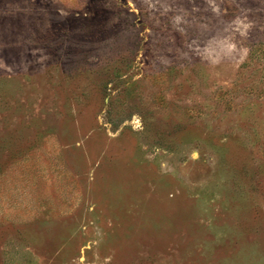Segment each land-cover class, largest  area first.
<instances>
[{"label":"rangeland","instance_id":"374dc122","mask_svg":"<svg viewBox=\"0 0 264 264\" xmlns=\"http://www.w3.org/2000/svg\"><path fill=\"white\" fill-rule=\"evenodd\" d=\"M0 264H264V0H0Z\"/></svg>","mask_w":264,"mask_h":264}]
</instances>
